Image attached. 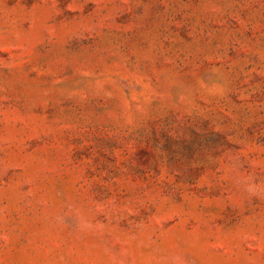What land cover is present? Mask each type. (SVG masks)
<instances>
[{
	"label": "rangeland",
	"instance_id": "obj_1",
	"mask_svg": "<svg viewBox=\"0 0 264 264\" xmlns=\"http://www.w3.org/2000/svg\"><path fill=\"white\" fill-rule=\"evenodd\" d=\"M0 264H264V0H0Z\"/></svg>",
	"mask_w": 264,
	"mask_h": 264
}]
</instances>
